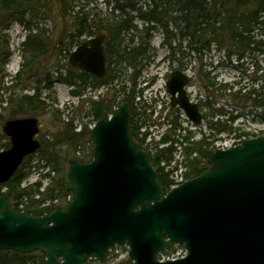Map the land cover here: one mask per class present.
Wrapping results in <instances>:
<instances>
[{
	"label": "water",
	"instance_id": "1",
	"mask_svg": "<svg viewBox=\"0 0 264 264\" xmlns=\"http://www.w3.org/2000/svg\"><path fill=\"white\" fill-rule=\"evenodd\" d=\"M104 39L101 33L81 42L69 64L103 77ZM187 83L176 70L167 92L172 105L199 123L198 106L185 94ZM91 111L92 159L71 160L62 181L72 199L47 215H33L12 208L7 195H0V250L39 251L44 264H85L92 258L104 262L111 247L126 244V264H264V135L227 149H204L208 167L166 190L150 155L131 136L129 104L108 114L99 99ZM38 130L36 117L2 124L10 147L0 151V184L39 148ZM175 245L187 254L157 260L160 251Z\"/></svg>",
	"mask_w": 264,
	"mask_h": 264
},
{
	"label": "trees",
	"instance_id": "2",
	"mask_svg": "<svg viewBox=\"0 0 264 264\" xmlns=\"http://www.w3.org/2000/svg\"><path fill=\"white\" fill-rule=\"evenodd\" d=\"M90 2L91 0H0V55H5L1 66L11 54L7 30L11 23L16 22L25 29L26 36L19 49L24 61L13 80L20 82L23 74L26 79L34 80L31 84L22 85L20 91L11 93L8 91L12 89L2 86L0 82V91L9 93L4 107L7 111L6 119L46 115L40 89L42 87L50 91L54 80L71 86L72 96H81L87 89L103 87L106 88L103 100L108 112L120 102L126 101L129 104L131 136L138 147L151 155V164L166 189L171 180L161 163H169L173 159L176 144L186 143V176L191 178L198 175L207 168L202 157L207 142L205 139L190 140L193 134L189 131L182 134L178 114L175 112L166 116L170 122L169 129L162 135L154 150L150 151L143 146L148 131L142 132L140 129L149 124L150 113L146 114L147 107L143 102L136 101V97L142 93V89L137 88V83L141 72L153 57L150 43L153 32L157 29L155 25L163 32V44L169 46L170 56H174L176 52L189 56L185 52L187 49L196 52L195 56L201 62V54L214 46L218 51L224 52L227 63H231L234 58L238 65L246 55L264 53V0H146L143 3L141 0H105L109 8L105 13L96 6H89ZM43 17L52 18L55 35H46L44 29L35 25ZM138 21L143 24L139 26ZM169 24L173 25L176 33L169 30ZM100 33L105 34L103 49L107 64L102 78L69 64L66 76L51 74L49 68L59 63L57 57L63 49H67L69 53L70 49L85 39ZM176 37L179 42L172 46ZM184 41L187 42V48L182 46ZM249 66L252 67L250 76H254L261 68L256 61H250ZM121 77H124V82L117 83ZM257 78L254 77L253 80ZM200 79L208 97L210 94L213 99L217 96L226 97L230 104L248 106V114L256 115V107L264 103V98L252 97L254 89L246 84L218 83L202 70ZM16 84L11 88L15 89ZM119 84L122 85L118 86ZM24 90H32L33 93H22ZM215 110L219 116L229 114L221 107ZM259 116L264 120V113ZM235 118L230 113L225 120L212 123V128L216 134L230 131ZM40 142L38 161L31 165L33 154L26 156L13 176L6 183L0 184V195H7L11 207L19 209L22 205V210L33 215L49 212L56 206L53 201L57 205L65 204L71 193L62 186V181L67 175L71 160L76 159L81 163L91 160L90 128L83 124L76 131L72 118L66 121L58 117L52 131L46 137L41 136ZM161 143L168 144L159 147ZM9 146V139L4 133H0V150ZM194 153L196 155L193 156ZM32 166H47L49 169L35 182L23 185ZM43 178H48L44 186ZM3 189L5 190L2 191ZM46 202L50 203L49 206L43 207ZM0 264H44V255L38 251L20 253L0 250Z\"/></svg>",
	"mask_w": 264,
	"mask_h": 264
},
{
	"label": "rangeland",
	"instance_id": "3",
	"mask_svg": "<svg viewBox=\"0 0 264 264\" xmlns=\"http://www.w3.org/2000/svg\"><path fill=\"white\" fill-rule=\"evenodd\" d=\"M105 0H91L89 3V6H96L97 9L101 10L103 13L109 11V8H107V5L104 2ZM146 0H141V3H143ZM107 10V11H106ZM38 27H41L46 31V35H55V29H54V22L52 21L51 17H43L36 21ZM138 25H142L143 22L138 21ZM157 29L153 32V37L151 40V51L150 53H153V57L150 59V64L144 68V70L141 72V76L138 79L137 88H142L144 83L143 79L147 80L149 77L153 76L158 72L159 80L155 81L153 86L150 87V90H144L139 96V99L136 98L137 101H143L144 96H148V93H156L158 92V101H157V109L161 106L165 109L166 103L168 101L166 90L164 87V78L162 77L163 74L166 73V71L169 69V64H167L166 57L170 55L171 50L168 45L163 44V32L161 28L158 25H155ZM169 30H172L174 33H176L175 29L173 28L172 24H169ZM25 31L21 28V26L13 22L9 26L7 30V38L9 41V51L10 56L7 58L6 63L1 66V62L5 59V55H0L2 59H0V82L1 85L4 87H9V89H12L8 92L11 93V91L18 92L21 90L22 85L24 84H31L34 82L31 78H25L24 74L22 75V79L20 82H15L13 80V77L17 74V72L20 70L21 65L24 61V58L19 54L18 50L20 49V43L25 39ZM178 37L175 38V41L172 42V46L177 44L179 41L177 40ZM1 44V42H0ZM182 46L187 48V42H182ZM74 48V47H73ZM72 48V49H73ZM63 49L60 54H58L59 63L57 65H53L49 68V71L51 74L55 72L58 68L62 69V75L65 76L68 69V57L71 52V50ZM183 51L185 50L182 49ZM1 51V50H0ZM186 53L191 56V63L190 68L188 70L189 75L192 79V85L189 87V91L191 95H198L201 97V99L204 98L205 95V89L203 87V84L201 83L200 74L201 70L208 73L209 78H214L215 81L218 83H240V84H246L251 89H254V93L252 97H258L259 92L261 91V85L258 80H253L254 77L260 76L261 72H257L254 76H250V72H252L251 68L249 66V62H257L259 67L262 68V74L264 73V53L258 54L257 52H254L250 55H246L242 60L239 61V64L236 65V61L232 60L231 63L226 62V57L223 51H218L215 49L214 46L211 47V49L207 52L205 51L203 54H201V62L197 60H193V57L196 55V52L194 51H188L185 50ZM175 55H181V53H177ZM224 61L221 63L220 61ZM60 64V65H59ZM172 65V64H171ZM203 65V66H202ZM2 67V68H1ZM24 78V79H23ZM124 77H121L118 79L119 83L120 81H123ZM144 80V81H145ZM17 83V84H16ZM15 89L11 88L13 85H15ZM122 84H119L120 86ZM31 87V85H29ZM105 89L99 88L97 90H86L82 97H76L72 96L70 94V87L60 81H53L52 83V89L50 91H47L46 89L42 88L40 89L41 92V100L46 106L47 114L46 115H39L37 116L38 122H39V134L37 138L40 140L41 136L44 135L46 137L49 132L52 131L54 128V122L57 121L58 117H61L62 120L67 119H73V124L79 125H89L92 123L91 116L87 112V106L86 102H83L81 104L82 99L89 98L97 99L100 98V95H104ZM22 93H33L32 90H24ZM9 93H6L4 90L0 91V133H2V124L7 118V111L4 107H6V98ZM216 107L217 108H224L227 111L232 110L233 112H238L240 114L247 113L249 107H239L237 105H234L233 103L230 104L228 102V99L226 97H219L216 98ZM59 111V113H58ZM166 110L163 111V116ZM149 114V110H146V114ZM155 119V112L150 114V121L149 124H151V121H154ZM162 118H160L157 121H160ZM219 120H225L224 116L218 117ZM159 123V122H158ZM142 126L140 131H145L148 129V125ZM239 124V121L237 124H231L232 128H237ZM184 127V126H183ZM152 131V138L154 140H157L158 134L163 133V131H166L169 129V126L158 124L152 128H150ZM186 129L189 131H193L195 134V137L198 136V132H202L204 130L203 125H201L198 128L190 127V125L186 126ZM240 129V127L238 128ZM157 131L159 132L157 134ZM182 133V132H181ZM225 135L219 134L218 137H223ZM50 139V138H49ZM148 139V136H147ZM40 151H37L33 154V158L31 159V165H34L38 161V155ZM49 167L44 168H38L36 166H32L29 170V175L23 182V185H29L33 182H35L38 177L42 175V173L48 171ZM53 175V174H51ZM48 182V178H43L42 183L43 186L46 185ZM3 189L2 191H4ZM121 250H124V247L121 248ZM88 264H98L96 260H91L88 262Z\"/></svg>",
	"mask_w": 264,
	"mask_h": 264
},
{
	"label": "flooded vegetation",
	"instance_id": "4",
	"mask_svg": "<svg viewBox=\"0 0 264 264\" xmlns=\"http://www.w3.org/2000/svg\"><path fill=\"white\" fill-rule=\"evenodd\" d=\"M167 64H169V69L166 71L165 74H163L164 77V82L166 83L168 79L170 78L171 74L175 70H181L183 73L187 74L188 70L190 68V63H191V56L188 55H174V56H167L166 57ZM198 60V57H193V60ZM172 64V65H171ZM153 84V83H152ZM151 84V85H152ZM192 85V80L189 78V82L187 85H185V91L187 96L192 102H196L199 111L201 112L202 116V122L204 121V130L201 132H198V136L194 138L195 141H199L201 139H205L207 142V146L205 148L212 149L213 143L215 141V130L212 128V123L217 121V114L215 110V103L214 101L216 100L213 99V95L210 94L208 97L205 94V98L201 99L200 96L198 95H191L189 91V87ZM177 97V95L175 96ZM167 106L166 110L168 113L170 112H175L178 114V120L180 123V126H184L183 130L185 131V127L190 125L192 127V122L182 113V110L179 108L177 105H172L171 104V96L167 94ZM156 142H150L146 143L144 140L143 146L148 148V149H153L156 146ZM196 155L195 153L193 156ZM165 162H162V167H164L165 171V166L163 165Z\"/></svg>",
	"mask_w": 264,
	"mask_h": 264
},
{
	"label": "built area",
	"instance_id": "5",
	"mask_svg": "<svg viewBox=\"0 0 264 264\" xmlns=\"http://www.w3.org/2000/svg\"><path fill=\"white\" fill-rule=\"evenodd\" d=\"M264 109V106L261 108V110ZM264 129V124L257 122L255 124H252L250 127H246L245 131L249 132L250 134H258L260 131ZM245 136H240V137H232L231 139L227 141H217L216 145L218 147H228L231 145H235L241 141ZM182 180V176L179 174H174V181L180 182Z\"/></svg>",
	"mask_w": 264,
	"mask_h": 264
}]
</instances>
